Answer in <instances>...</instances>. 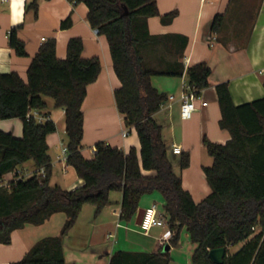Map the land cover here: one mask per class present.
Listing matches in <instances>:
<instances>
[{"label":"trees","instance_id":"trees-1","mask_svg":"<svg viewBox=\"0 0 264 264\" xmlns=\"http://www.w3.org/2000/svg\"><path fill=\"white\" fill-rule=\"evenodd\" d=\"M87 6V20L108 43L113 70L120 81L114 90L117 110L126 128L137 133L140 150L128 152L107 142L95 143L91 158L82 154L83 111L86 87L101 69L97 56H82L83 40L71 37L66 55H56V41L43 42L31 59L26 79L17 72L0 73V119L19 118L22 134L0 130V180L7 173L13 177L8 186H0V243L8 244L11 232L26 223L39 225L52 214L63 212L66 220L60 234L37 240L24 256L10 264H65L62 237L74 225L83 204L90 203L98 214L110 203L112 190L121 192V222L133 219L141 196L157 190L163 197V209L172 234L167 242L178 245L185 230L195 247L192 264H214L208 251L225 247L222 264H264V97L235 104L228 81L215 84L221 117L219 126L230 137L202 142L212 163L203 168L210 192L195 202L183 188L180 173L188 166L189 153L172 156L169 141L163 136V123L154 115L167 102L168 95L152 83V77L184 76L199 94L210 85L211 68L205 61L184 65L182 58L188 37L180 33L152 34L147 18L159 15L170 22L175 11L160 15L156 0H70ZM244 0H231L241 5ZM26 9L35 13L38 0H29ZM126 11V13H125ZM226 14H216L210 32L219 34ZM248 16V15H247ZM60 28L71 26L67 16ZM20 25L8 33V44L19 56L26 55L25 44L17 36ZM53 107L64 109L66 163L82 183L73 189L51 184V158L47 136L56 124L47 113L38 121L32 111ZM32 161L37 169L27 177L19 176L17 167ZM43 168L44 176L37 171ZM154 171L145 174L143 171ZM240 243L230 252L229 248ZM163 247V246H162ZM156 252L116 250L108 264H170L168 250Z\"/></svg>","mask_w":264,"mask_h":264},{"label":"crops","instance_id":"crops-1","mask_svg":"<svg viewBox=\"0 0 264 264\" xmlns=\"http://www.w3.org/2000/svg\"><path fill=\"white\" fill-rule=\"evenodd\" d=\"M28 1L0 2V73L15 71L26 79L27 67L45 40L54 38L56 55L64 58L68 40L71 37H81L82 56H97L101 63L98 77L87 85V93L81 105L84 125L81 152L85 157L91 158L95 143L104 141L125 152L134 147L139 153L137 133L133 127L126 128L123 115L115 104L114 90L119 87L120 81L113 70L108 43L103 35H99L90 26L86 17L87 6L82 2L74 5L70 0H38L35 13L32 9H26ZM156 4L160 15L175 11V16L168 23H162L159 15L149 16V32L186 35L188 43L182 58L185 67L205 61L211 68L210 85L199 94L201 100L207 104L201 106L200 100H197L198 109L189 119H182L179 114L185 77L177 76L178 83L170 79L154 80L152 77L155 87L168 96L173 95L154 116L162 121V133L171 148L178 145L181 151L189 153L188 166L179 169L175 165V170L180 173L183 188L192 195L195 202H199L210 192L203 168L212 163V157L207 153L202 140L207 137L211 142L224 143L230 137L227 130L219 126L221 113L215 84L228 81L235 104L264 97V0H244L241 5L231 0H156ZM216 14H226L219 34L210 32L211 20ZM67 16L71 18V26L60 28L61 21ZM17 25H20L17 36L25 44L24 56L15 54L8 44L9 30ZM32 113L42 116L47 113L56 124V131L47 136L48 153L52 157L50 183L64 189L78 187L82 181L74 168L66 160H58V157L53 159L52 156L53 149L63 141L59 133V123L62 120L64 122V109L53 107L52 100L51 103L47 102L45 110ZM22 124L19 118L0 119V130L20 136ZM62 131L65 134L64 124ZM174 155L176 158L178 154ZM36 170L32 161L17 167L19 176L23 177ZM143 173L153 174L151 170ZM11 177L12 172L4 175L8 180ZM118 192L119 201L115 206L111 207L109 203L96 215H93L92 210L89 213L80 211L74 225L62 237L65 264H108L111 254L116 250L156 252L163 246L159 237L165 228L153 227L147 234L142 233L135 224L136 213L129 222L119 220L121 192ZM157 194H160L157 190L143 194L138 209L156 203L159 200ZM163 203L161 202V208L157 207L160 214L166 216ZM56 214L60 212L52 214L39 225L26 223L22 228L13 230L10 242L0 243V264H10L21 259L42 237L59 235L66 215L63 213L62 218L55 217ZM184 234L183 238H189L187 232ZM175 246H170L169 252ZM235 246L238 249L240 243ZM194 247L195 245H189L187 264H191L189 255Z\"/></svg>","mask_w":264,"mask_h":264},{"label":"built area","instance_id":"built-area-1","mask_svg":"<svg viewBox=\"0 0 264 264\" xmlns=\"http://www.w3.org/2000/svg\"><path fill=\"white\" fill-rule=\"evenodd\" d=\"M8 0H0L1 4L7 2ZM200 94V93H199ZM195 93L194 87L192 85H189L186 80L183 82L182 85V94L180 97L181 103L179 108V114L182 119H189L193 113L198 109V106L196 105V101L200 100V105L205 106L207 104L206 101H202L200 95ZM173 98V95L168 96V100H171ZM33 116L38 121H43L46 117L43 115H36L32 113ZM123 134H126V132H123ZM61 153L57 156L58 160L64 159L66 160L67 155V148L66 145L61 143ZM171 152L173 154H180L181 153V147L178 145H173L171 148ZM37 173L41 176H44V169L40 168ZM32 174V173H31ZM0 186H8V179H5L4 176L0 180ZM144 212L142 214L141 222L138 224L139 230L147 234L153 227H163L165 228L162 235L159 237L160 243L164 245L167 243L171 237V230L169 229L167 224V219L165 216L161 215L158 207L155 203L149 205L148 207L144 208ZM109 236L111 234L109 233Z\"/></svg>","mask_w":264,"mask_h":264},{"label":"rangeland","instance_id":"rangeland-1","mask_svg":"<svg viewBox=\"0 0 264 264\" xmlns=\"http://www.w3.org/2000/svg\"><path fill=\"white\" fill-rule=\"evenodd\" d=\"M154 80L155 79H159V80H173V81H176V83L179 82V78L177 76H164V75H157V76H153ZM159 88L162 89L161 85H158ZM163 90V89H162ZM165 91V89H164ZM177 92V91H176ZM172 93V92H171ZM179 93H175V95H178ZM46 100L47 102L51 103L52 102V99L50 97H46ZM58 111V110H56ZM61 125H59V133H60V136L62 138V142L63 144H66V135L63 133L62 129H63V120L59 123ZM61 153V146L58 145V147L54 148L53 151H52V156L54 157L53 159L57 158V155H59ZM152 171V170H151ZM152 173L154 174V171H152ZM118 194L119 192L117 190H112L110 193H109V201H110V206L113 207L117 204V202L119 201V199L117 198L118 197ZM116 195V197H115ZM159 195V200H156L155 204L157 206H159V208H161V202H164L163 200V197L160 196V194H157ZM116 198V199H115ZM82 212L81 213H89L91 210L93 211V215H94V207L92 204L90 203H85L83 204L82 208H81ZM59 215V216H58ZM82 215L81 214V219H82ZM55 217H64V214L63 212H60V214H56ZM53 219H57V218H53ZM66 220V219H65ZM64 220V222H65ZM63 222V224H64ZM62 224V226H63ZM62 228V227H61ZM184 233H186L185 230H182L181 233H180V245L178 246H175L171 251H170V257H171V264H187L186 262H188L187 260V257H188V248H189V245H195L193 242L191 243V240L189 238L185 239V236L183 238L182 234L185 235ZM238 246H235V247H232L229 249L230 252H232L233 250H235ZM189 261L191 262V253L189 255ZM192 264V263H191Z\"/></svg>","mask_w":264,"mask_h":264},{"label":"water","instance_id":"water-1","mask_svg":"<svg viewBox=\"0 0 264 264\" xmlns=\"http://www.w3.org/2000/svg\"><path fill=\"white\" fill-rule=\"evenodd\" d=\"M125 13H126V11H125ZM172 156L174 157L175 155L172 154ZM144 211H145L144 208L137 209V212L135 215V224L138 225L141 222L142 214ZM169 245L170 244L165 243L162 247V250H164V251L168 250ZM225 254H226L225 247H217V248L210 249L208 251V256H209L210 260L212 262H214V264L224 263L223 261H224Z\"/></svg>","mask_w":264,"mask_h":264}]
</instances>
